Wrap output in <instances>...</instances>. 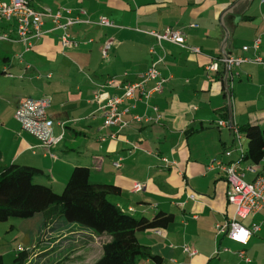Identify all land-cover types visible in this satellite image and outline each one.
Returning <instances> with one entry per match:
<instances>
[{"label":"crops","instance_id":"crops-1","mask_svg":"<svg viewBox=\"0 0 264 264\" xmlns=\"http://www.w3.org/2000/svg\"><path fill=\"white\" fill-rule=\"evenodd\" d=\"M27 1L35 9L60 12L61 22L64 16L90 22L68 26L72 44L63 46V30L44 18L43 34L33 39L28 51L18 40L14 21L0 22V34L8 33L12 39H0L7 42L0 47L1 165L39 167L56 191L62 189L75 165H85L92 182L119 187L120 193L112 200L122 209L149 218L159 211L172 214L164 227L135 233L141 244L160 256V264H264V222L244 245L217 231L216 224L232 216L233 206L226 197V175L212 164L216 159L228 161L223 153L228 147L246 150L244 137L238 132L241 124L264 126V68L251 61L232 65L227 84L224 64L219 63L217 71L207 68L213 57L223 53L264 57V1ZM99 16H106L113 26L93 23ZM168 28L181 31L186 46L198 47L200 52L164 40L158 43L147 32ZM257 37L260 43L255 50L252 43ZM108 38L112 46L103 58L100 49ZM245 45L247 50L242 49ZM16 53H22V61ZM158 57L161 89L147 98L137 89L134 98L124 99L119 109L125 125L111 138L115 127L105 124L103 109L95 100L103 89L101 83L113 77L116 87L104 90L110 95L121 94L122 86L136 81ZM154 84L155 80H149L145 88ZM41 96L50 97L47 115L54 121L53 133L59 138L47 145L24 131L14 117L21 98ZM221 120L226 124L220 125ZM237 153L234 151L232 157ZM115 161L121 165L115 166ZM255 165L257 172L245 174L248 182L259 173L264 175V162ZM136 183L141 189H134ZM261 221L260 213L241 219L247 227ZM42 223L37 233L49 227L54 233L43 243L32 244L33 231L27 232L25 241L35 252L31 264L39 260L40 264H51L54 252L64 248L57 243L73 238L63 233L64 229L72 233L76 229L78 237L87 233V239H101L61 219ZM100 246L90 264L100 257ZM184 246L196 252L190 255ZM15 250L9 249L8 261ZM38 253L39 257H34ZM139 264L156 263L146 259Z\"/></svg>","mask_w":264,"mask_h":264},{"label":"trees","instance_id":"trees-1","mask_svg":"<svg viewBox=\"0 0 264 264\" xmlns=\"http://www.w3.org/2000/svg\"><path fill=\"white\" fill-rule=\"evenodd\" d=\"M238 132L247 141L244 160L260 163L264 157V126L244 123ZM119 193V187L114 184L92 182L89 167L85 165H75L62 189L56 191L41 168L0 163V222L11 217L32 219L41 215L45 225L49 219H61L101 237L102 253L93 264H139L146 259L160 264V256L141 244L135 233L164 227L172 214L159 211L150 218L137 216L112 200ZM32 248L18 245L10 261L0 254V264H31L35 254Z\"/></svg>","mask_w":264,"mask_h":264},{"label":"built area","instance_id":"built-area-1","mask_svg":"<svg viewBox=\"0 0 264 264\" xmlns=\"http://www.w3.org/2000/svg\"><path fill=\"white\" fill-rule=\"evenodd\" d=\"M264 1V0H262ZM84 13V12H82ZM63 16L60 12H52L48 8L42 10L32 7L27 0H0V22L1 21H14L15 31L18 36V40L23 43L25 51H28L32 47L33 39L40 37L43 34L42 25L44 18H49L56 27L61 28L63 32L60 35V42L63 46H69L72 41L69 37V33L66 28L73 24L89 23V20H84L79 16L65 17V20L61 22ZM95 24L110 27L113 26L112 21L106 16H99ZM154 36L158 43L161 41H168L190 49L193 52H200L198 47L186 46L185 36L179 30L166 29L164 32L155 30L147 31ZM2 40H12L8 33L0 34ZM260 43V39L257 37L252 43L253 49H257ZM112 46V40L106 39L100 49L101 56L106 58L109 50ZM243 50H247L248 46H243ZM150 52H154L151 48ZM18 60L22 61V53H16ZM161 58H157L149 68L139 73L138 79L133 82L125 83L122 86L121 94H108L105 88L116 87V81L112 77L101 83L103 88L95 96V100L100 104L103 109L105 124L111 127H115V130L110 133L111 138H116L118 132L124 127L125 122L121 119L123 110L119 109V104L124 99L134 98L135 91L138 89L140 93L145 97H149L153 91L160 90L163 84V79H158L159 71L156 67ZM251 61L259 64L264 68V57L255 55L252 58L245 56H229L227 58L223 56L213 57L208 64L209 70L217 71L218 64H227L229 67L232 65H239L242 62ZM12 76V74H8ZM149 80H155V84L151 89L145 88V83ZM50 104V97L41 96L38 98L23 97L19 101V105L14 112L15 119L19 122L21 128L33 135L44 145L56 142L59 138L55 137L53 133L54 121L47 115V107ZM135 118L140 119L139 116ZM220 125H225L226 122L219 121ZM241 135V134H240ZM234 151H238L235 158L232 157ZM224 155L228 157V161L224 162L222 159H216L213 161V165L224 171L226 180L228 183V189L226 191V197L229 204L233 206L232 216L229 217L223 224H216L218 232H223L228 235L229 239L240 243L242 245L248 242L250 235L256 233L260 229V225L264 222V175L258 174L256 178L248 182L245 180V174L247 172H257L259 169L255 163L247 162L244 160L245 151L239 148L228 147L223 151ZM53 155V154H52ZM245 163L242 165L241 163ZM261 162H264V157ZM115 166H120L119 161L114 162ZM142 185L136 183L134 185L135 190L141 189ZM260 213L262 215V221L259 223L253 222L250 227L241 222V219L248 217L249 215H255ZM184 250L190 255L196 252L195 249H189L188 246H184ZM240 254H243L241 252ZM248 260V258H246Z\"/></svg>","mask_w":264,"mask_h":264},{"label":"rangeland","instance_id":"rangeland-1","mask_svg":"<svg viewBox=\"0 0 264 264\" xmlns=\"http://www.w3.org/2000/svg\"><path fill=\"white\" fill-rule=\"evenodd\" d=\"M5 43L7 42L0 41V47H3ZM243 140H244L243 147L244 149L245 148L247 149V141L244 138ZM42 220L43 217L41 215H37L32 219L11 217L7 221L0 222V227H3V231H0L1 232L0 252L4 254L6 260H8L7 256H9L8 251L12 247L18 248V245L21 244L23 247L30 248L32 244L43 243L46 240L47 236H51V234L54 233L53 229L50 230V228L52 227H49V229H47L46 232H45L46 229L43 228L41 234L37 233L38 227L41 225ZM29 230L33 231L34 239L32 244L27 243L25 241L27 237V232ZM60 230L62 232V229ZM74 232L75 233H72V230L64 229L63 233L68 235H73V238H70L69 240L65 239L64 242L63 240L60 239L61 241H59L57 244L59 246L63 244L64 248L59 250L58 252H54L53 256L51 257L52 260L51 264H90L93 257L96 255L97 250L99 249L101 239H98L97 237H96L97 239H95V237H91L90 239H87V233H84V235L78 237L79 233L76 232V229H74ZM83 236L85 238H83ZM37 238L39 239L38 241H36ZM49 239H51V237H49L48 240ZM83 245L85 247H83ZM78 250L80 251L78 252ZM34 257H39V253ZM36 264H40V260Z\"/></svg>","mask_w":264,"mask_h":264},{"label":"water","instance_id":"water-1","mask_svg":"<svg viewBox=\"0 0 264 264\" xmlns=\"http://www.w3.org/2000/svg\"><path fill=\"white\" fill-rule=\"evenodd\" d=\"M223 44V43H222ZM221 49V48H220ZM223 57H225V58H227L228 57V55L226 54V53H223ZM225 83H226V81H227V76H228V73H229V66L227 65V64H225ZM227 84V83H226ZM228 91V90H227ZM227 96H228V100H229V102H230V93L228 92L227 93ZM230 113V112H229ZM228 125H232V117H231V113H230V115H229V119H228Z\"/></svg>","mask_w":264,"mask_h":264}]
</instances>
